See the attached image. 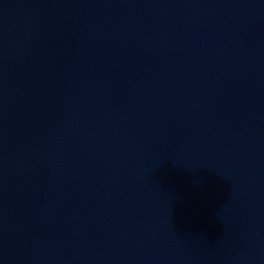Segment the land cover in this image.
I'll return each instance as SVG.
<instances>
[{"label":"water","instance_id":"1","mask_svg":"<svg viewBox=\"0 0 264 264\" xmlns=\"http://www.w3.org/2000/svg\"><path fill=\"white\" fill-rule=\"evenodd\" d=\"M0 264H264V0H0Z\"/></svg>","mask_w":264,"mask_h":264}]
</instances>
